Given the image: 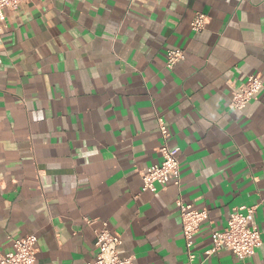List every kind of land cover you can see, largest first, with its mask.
I'll return each instance as SVG.
<instances>
[{
    "label": "crops",
    "instance_id": "1",
    "mask_svg": "<svg viewBox=\"0 0 264 264\" xmlns=\"http://www.w3.org/2000/svg\"><path fill=\"white\" fill-rule=\"evenodd\" d=\"M208 16L200 31L190 21ZM185 59L166 67V50ZM260 74L244 108L232 90ZM162 117L180 186L141 190ZM207 208L195 264H264V0H20L0 29V251L87 264L105 222L134 264H185L176 200ZM261 243L206 254L234 206ZM85 218L90 221L87 222Z\"/></svg>",
    "mask_w": 264,
    "mask_h": 264
},
{
    "label": "built area",
    "instance_id": "2",
    "mask_svg": "<svg viewBox=\"0 0 264 264\" xmlns=\"http://www.w3.org/2000/svg\"><path fill=\"white\" fill-rule=\"evenodd\" d=\"M20 0H0V29L5 22V9H14ZM208 22V16L203 13H196L190 21L194 31L202 30ZM185 59V51L182 48H168L166 50V67L171 69L177 63ZM262 87L260 74H252L247 80L232 90L230 105L235 109H242L255 97ZM157 125L162 135L163 142L159 147L162 159L159 163L149 166L141 173V190L157 191L159 188L172 182L180 186L179 162L177 149L170 148L167 144L168 131L162 117H157ZM182 222V234L187 261L185 264H195V253L192 250L193 236L198 232L202 222L208 220V210L203 207L193 208L191 204L184 202L181 198L176 200ZM253 207L234 206L229 212L226 226L222 230L212 232V245L206 250L211 254L225 246L240 259L251 256L256 247L261 243V234L256 226L248 224V216L253 212ZM87 222L90 220L85 218ZM96 247L95 257L87 264H134L133 258L120 257L118 246L121 240L113 235L107 224L95 233ZM37 238L29 234L13 241V250L2 253L0 251V264H36Z\"/></svg>",
    "mask_w": 264,
    "mask_h": 264
}]
</instances>
